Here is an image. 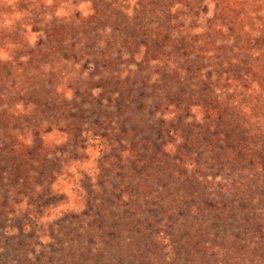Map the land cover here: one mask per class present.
Returning <instances> with one entry per match:
<instances>
[{"label":"rangeland","instance_id":"rangeland-1","mask_svg":"<svg viewBox=\"0 0 264 264\" xmlns=\"http://www.w3.org/2000/svg\"><path fill=\"white\" fill-rule=\"evenodd\" d=\"M0 264H264V0H0Z\"/></svg>","mask_w":264,"mask_h":264}]
</instances>
